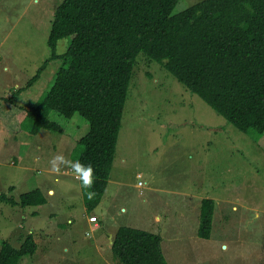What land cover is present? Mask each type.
<instances>
[{"label":"rangeland","instance_id":"obj_1","mask_svg":"<svg viewBox=\"0 0 264 264\" xmlns=\"http://www.w3.org/2000/svg\"><path fill=\"white\" fill-rule=\"evenodd\" d=\"M63 1L0 0V195L17 200L37 189L46 201L23 209L0 202V247L7 241L18 248L32 234L37 249L20 264H122L110 236L129 227L160 234L167 264H264V135L240 132L143 53L98 206L85 208L69 168L50 171L55 155L78 159L79 140L89 131L79 115L51 116L63 133L31 135L25 120L62 65L50 61L26 87L51 56L48 36ZM201 1L179 0L173 13ZM69 42L58 41L56 53L63 55ZM202 199L215 203L209 240L196 236Z\"/></svg>","mask_w":264,"mask_h":264},{"label":"trees","instance_id":"obj_2","mask_svg":"<svg viewBox=\"0 0 264 264\" xmlns=\"http://www.w3.org/2000/svg\"><path fill=\"white\" fill-rule=\"evenodd\" d=\"M179 0H64L55 10L47 45L48 63L61 60L43 98L25 111L29 133H63L51 120L57 115L82 117L88 133L79 140L84 150L76 161L93 168V185L84 190L85 208L97 207L112 170L128 88L140 53L163 67L190 93L242 133L264 135V0H203L173 13ZM70 38L63 55L56 45ZM21 89L15 95H19ZM95 193L88 199L86 192ZM12 206L46 203L39 190L17 200L0 195ZM215 203L202 199L197 237L211 236ZM37 249L32 234L18 248L3 241L0 264H20ZM111 250L122 264H167L161 238L120 227Z\"/></svg>","mask_w":264,"mask_h":264},{"label":"clouds","instance_id":"obj_3","mask_svg":"<svg viewBox=\"0 0 264 264\" xmlns=\"http://www.w3.org/2000/svg\"><path fill=\"white\" fill-rule=\"evenodd\" d=\"M50 171L53 173H61L62 167L69 168L75 173L76 178L80 181V187L87 190L93 185V168L91 165H83L79 161H71L63 155H55L51 161ZM50 195L53 194L51 191ZM88 199H92L95 196L94 192H86Z\"/></svg>","mask_w":264,"mask_h":264},{"label":"crops","instance_id":"obj_4","mask_svg":"<svg viewBox=\"0 0 264 264\" xmlns=\"http://www.w3.org/2000/svg\"><path fill=\"white\" fill-rule=\"evenodd\" d=\"M51 191V190H50ZM49 191V192H50ZM52 192V191H51ZM40 207V206H39ZM15 208H17V207H15ZM23 209V208H22ZM38 208H35V209H33V211H35V210H37ZM34 215V214H33ZM32 215V216H33ZM90 217H92V216H90ZM89 217V218H90ZM22 218H24V216L22 215L21 216V219ZM88 218V219H89ZM97 220V219H96ZM159 220V218L156 216V218H155V221H158ZM89 223V222H88ZM94 228H96V229H98L100 226H99V224H97V223H90ZM197 228H198V226H197ZM197 228H196V230H197ZM115 233H116V231H115ZM115 233H113L111 236H110V239L112 240L113 239V237H114V235H115ZM154 234V233H153ZM157 235V234H156ZM160 234H158V236H159ZM196 236H197V231H196ZM209 240V239H208ZM163 247V243H161V248ZM163 251H164V249H163ZM165 258V260H166V262H167V259H166V257H164Z\"/></svg>","mask_w":264,"mask_h":264},{"label":"built area","instance_id":"obj_5","mask_svg":"<svg viewBox=\"0 0 264 264\" xmlns=\"http://www.w3.org/2000/svg\"><path fill=\"white\" fill-rule=\"evenodd\" d=\"M88 222L89 223H97V220H96V218L95 217H90L89 219H88Z\"/></svg>","mask_w":264,"mask_h":264},{"label":"water","instance_id":"obj_6","mask_svg":"<svg viewBox=\"0 0 264 264\" xmlns=\"http://www.w3.org/2000/svg\"><path fill=\"white\" fill-rule=\"evenodd\" d=\"M110 244H112V241H111V243Z\"/></svg>","mask_w":264,"mask_h":264}]
</instances>
